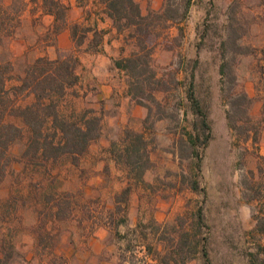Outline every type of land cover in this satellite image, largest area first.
Here are the masks:
<instances>
[{"label":"rangeland","instance_id":"obj_1","mask_svg":"<svg viewBox=\"0 0 264 264\" xmlns=\"http://www.w3.org/2000/svg\"><path fill=\"white\" fill-rule=\"evenodd\" d=\"M49 1L52 0H4L21 9L19 22L8 42L13 64L11 75L21 73L38 56L78 55L79 80L74 88L79 96L70 102L75 110L88 106L101 111L103 124L101 135L90 144L77 166L56 167L61 188L76 193L80 201L69 218L54 226L61 231L51 250L39 245L31 233L38 219L31 207L35 202L24 208L18 205L16 214L13 208L9 209L14 218L3 224L19 228L14 264H147L149 258L144 248L126 247L122 234L127 232L130 238L128 230L151 217L166 225L169 232L177 216L201 203L209 227L210 264H250L247 253L254 243L258 241L264 246L261 233L255 235L257 240L250 233L256 223L253 213L264 222V173L258 177L256 172L257 155H262L258 143L264 130V0H190L184 18L165 21L152 16L156 23L152 35L156 41L153 65L161 79L155 85L160 89L156 94L159 105L153 104L145 124L146 108L131 100L127 76L111 62L130 49L123 41L125 32L107 35V42L102 43V30L96 29L97 42L91 41L94 34L86 30L90 28L87 18L95 11V0H75L80 10L71 14L73 7L69 0H57L67 6L65 24L61 19L55 21L54 16L52 20L42 14L49 8L56 11L57 7ZM136 1L144 14L158 11L164 2ZM179 1L171 0L174 5ZM58 25L62 26L56 30ZM64 28L72 33L70 46L66 38L58 40ZM79 40L80 46L76 44ZM222 40H225L223 46ZM234 40L240 46L236 52L232 48ZM0 52L6 55L4 50ZM222 53L228 59L235 55L231 69L236 85L232 90L225 77L221 91L218 65ZM191 81L194 96L211 127L209 142L202 151L200 171L195 170V163L190 160L192 148L185 142L188 133L194 131L193 122L198 120L187 97ZM15 83L11 79L7 85ZM241 85L253 98L249 114L259 129L255 144L238 140L237 130L226 119V112L231 109L228 94ZM234 117L237 118L236 114ZM240 122L236 120L235 124ZM126 128L147 133L150 167L145 170L142 182L132 183L135 185L129 198L128 224L120 226L116 234L107 228L106 216L113 205V196L126 184V178L111 159L109 147ZM21 144L16 142L12 146L13 157L21 152ZM20 169V163H12L9 174L0 183V198L16 194L12 177ZM249 171L263 184L262 194H257L259 199L248 200L252 193L244 195L242 181L250 179ZM193 180L198 183L197 191L189 188ZM152 239L149 236L147 241L154 242ZM187 264L205 263L198 253Z\"/></svg>","mask_w":264,"mask_h":264},{"label":"trees","instance_id":"obj_2","mask_svg":"<svg viewBox=\"0 0 264 264\" xmlns=\"http://www.w3.org/2000/svg\"><path fill=\"white\" fill-rule=\"evenodd\" d=\"M49 2L57 9L53 11L49 8L45 12L54 15L55 21L61 19L65 24L67 6L57 0ZM98 2L104 5V13L112 21L116 33L120 35L125 32L123 41L130 49L111 62L115 69L127 76V93L131 100L146 108L145 124L149 121L153 104L159 105L156 94L160 89L155 85L161 79L153 65L156 41H153L152 35L156 23L152 16L157 20L165 21L184 18L190 0H180L177 5L171 0H164L161 9L146 14L142 12L136 0H98ZM20 12V8L0 0V49L7 55L4 56L0 52V183L9 174L12 163L21 164V169L12 177V184L17 188L16 194H8L0 198V206H5L0 208V264H14L15 255L18 253L15 246L18 225L3 224L10 221L8 219L14 218L13 213L10 215L9 209L13 208L16 214L18 205L24 208L25 205L31 206L30 203L35 202V206L31 207H34L38 219L31 233L36 236L39 245L49 250L54 247L58 238L56 236L61 231L59 227L54 226L69 218L80 201L76 193L61 188L60 173L56 171V167L62 164L77 166L90 144L101 135L103 124L101 111L88 106L75 110L70 102L79 96L74 88L79 80L78 55L67 53L56 58L38 56L26 64L21 73L16 76L11 75L13 64L8 42L16 28V23L19 22ZM14 20L15 23L12 24ZM62 25H58L56 30ZM86 30L90 31L91 28ZM93 34L91 41L97 42L96 29ZM241 36L239 35V38ZM232 43L235 52L240 49L236 40ZM76 44L80 46L82 41L79 40ZM224 44L225 40H222L221 45ZM234 59L235 55L228 59L224 53L220 57L218 73L221 91L225 77H228L232 84L231 90L236 85V77L231 69ZM11 79L16 83L8 86L7 82ZM192 85L191 81L187 89V97L198 120L192 124L195 133L189 132L185 142L192 148L190 160L195 163V170L200 171L202 151L209 142L211 127L194 96ZM228 95L231 107L226 112L228 125L237 130L238 140L243 144L249 141L255 144L259 129L249 114L253 98L245 92L242 85L238 86L237 91H230ZM235 114L237 118L234 117ZM236 120L241 122L236 125ZM16 142L22 143L21 152L13 157L11 148ZM244 148L246 150L247 147L244 145ZM109 152L111 159L124 172L126 178V184L113 196V205L107 211L105 222L107 228L119 234V227L128 224V205L132 189L136 183L142 182L145 170L150 167L147 133L145 130L136 131L126 128L117 140L112 141ZM257 158L256 172L259 177L264 173V155H257ZM249 174L250 179L242 181L244 195L252 193L248 195V200L259 199L257 194H262L263 184L259 178H255L253 171H249ZM133 182L135 184L132 185ZM189 188L197 191V181H191ZM252 216L256 223L250 233L253 238L257 233L264 236L262 218L256 213ZM176 219L177 222L171 226L169 232L167 226L158 223L154 217L148 222L139 221L135 228L128 230L132 235L130 238H127V232L123 233L121 238L126 247L132 250L138 246L144 248L149 258L147 264H187L198 253H201L205 264H210L207 252L209 227L206 223L203 203L188 212L181 213ZM149 236L154 242L147 241ZM257 242L247 253L250 264H264V246Z\"/></svg>","mask_w":264,"mask_h":264},{"label":"crops","instance_id":"obj_3","mask_svg":"<svg viewBox=\"0 0 264 264\" xmlns=\"http://www.w3.org/2000/svg\"><path fill=\"white\" fill-rule=\"evenodd\" d=\"M69 2H70V5L73 7L72 9H70V14H71V11L77 12L78 11L77 9L80 10L79 4L75 0H69ZM95 3H96V5L94 7L95 11L91 15L88 13L90 15V17L87 18V20L89 21L88 25L91 28V30H90L91 32H93L94 29H98L99 31L102 30V40L101 41H102V43H103V41L107 42V35H110L112 33L116 34V31H115L114 27L112 26V21L104 13V5L99 3L98 0H95ZM42 14L47 15V16L51 17L52 20H54V18H53L54 15L46 13L44 11H42ZM74 18H78V16H76ZM71 35H72V33H70V29L64 28L58 34V40L61 37L66 38L67 41L69 42V46H70V45H72V42H73ZM104 38H105V40H104ZM101 44H100V46H101ZM263 114H264V111H263ZM259 139H260L259 143H258L259 144V152H260V154L264 155V130L262 131V134H261Z\"/></svg>","mask_w":264,"mask_h":264}]
</instances>
